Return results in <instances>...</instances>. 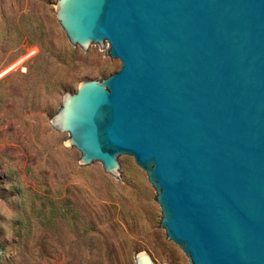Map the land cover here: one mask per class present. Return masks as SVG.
<instances>
[{"label":"water","instance_id":"obj_1","mask_svg":"<svg viewBox=\"0 0 264 264\" xmlns=\"http://www.w3.org/2000/svg\"><path fill=\"white\" fill-rule=\"evenodd\" d=\"M72 44L120 61L65 92L52 127L119 176L132 156L190 264H264V0H56ZM12 237L0 230L2 251ZM135 264H155L145 251Z\"/></svg>","mask_w":264,"mask_h":264},{"label":"rangeland","instance_id":"obj_2","mask_svg":"<svg viewBox=\"0 0 264 264\" xmlns=\"http://www.w3.org/2000/svg\"><path fill=\"white\" fill-rule=\"evenodd\" d=\"M55 1L0 0V230L12 237L1 264H135L145 250L155 264H190L132 156L117 157L119 176L81 165L52 127L65 92L120 66L107 41L72 44Z\"/></svg>","mask_w":264,"mask_h":264},{"label":"built area","instance_id":"obj_3","mask_svg":"<svg viewBox=\"0 0 264 264\" xmlns=\"http://www.w3.org/2000/svg\"><path fill=\"white\" fill-rule=\"evenodd\" d=\"M26 52H27V54H32L34 52V49L29 48V49L26 50Z\"/></svg>","mask_w":264,"mask_h":264},{"label":"bare ground","instance_id":"obj_4","mask_svg":"<svg viewBox=\"0 0 264 264\" xmlns=\"http://www.w3.org/2000/svg\"><path fill=\"white\" fill-rule=\"evenodd\" d=\"M17 63H19V61H18V62H15V63L12 64L11 66H9V67L7 68V70L12 69V67H14ZM7 70H5V71H7Z\"/></svg>","mask_w":264,"mask_h":264}]
</instances>
